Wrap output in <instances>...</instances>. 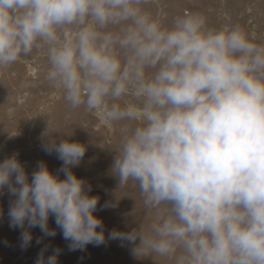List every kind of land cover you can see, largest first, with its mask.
<instances>
[{
	"label": "clouds",
	"instance_id": "clouds-1",
	"mask_svg": "<svg viewBox=\"0 0 264 264\" xmlns=\"http://www.w3.org/2000/svg\"><path fill=\"white\" fill-rule=\"evenodd\" d=\"M155 2L0 0V71L43 50L44 81L71 109L122 124L110 174L155 210L146 227L106 235L99 195L73 170L88 145L45 132L59 169L41 160L29 173L17 153L0 160L9 226L22 249L39 228L36 243L59 230L70 251L120 240L171 264H264V41L199 12L165 23ZM48 247L35 264H58L61 249Z\"/></svg>",
	"mask_w": 264,
	"mask_h": 264
},
{
	"label": "rangeland",
	"instance_id": "rangeland-1",
	"mask_svg": "<svg viewBox=\"0 0 264 264\" xmlns=\"http://www.w3.org/2000/svg\"><path fill=\"white\" fill-rule=\"evenodd\" d=\"M154 15L165 23L177 14L202 13L209 26L239 24L255 31L264 41V0H156L148 5ZM46 57L43 50H35L9 68L0 71V160L13 153L25 163L29 173L43 160L53 171L60 168L55 153L43 150L46 135L63 138L73 132L72 140L88 145L81 164L73 170L91 185V194L99 195L96 215L102 217L106 235L113 229L129 231L151 222L155 210H148L138 185L129 181L118 187L117 178L110 174L115 153L119 148L122 124L111 127L95 114L71 109L59 90L44 81ZM117 200L114 207H103L106 201ZM9 196L0 195V264H35L40 249L49 245L45 255L60 248L58 264H163L159 257H137L133 245L120 240H106L102 245L89 244L83 251H70L68 241L57 230L54 237H44L32 229L33 241L26 249L20 246V229L9 226L7 216ZM49 224L55 227L54 219ZM139 241H137L138 243ZM165 264H171V261Z\"/></svg>",
	"mask_w": 264,
	"mask_h": 264
},
{
	"label": "bare ground",
	"instance_id": "bare-ground-1",
	"mask_svg": "<svg viewBox=\"0 0 264 264\" xmlns=\"http://www.w3.org/2000/svg\"><path fill=\"white\" fill-rule=\"evenodd\" d=\"M159 261H161L163 264L170 262V261L164 260V259H162V258H158V259H156V263H158ZM135 264H136V263H135Z\"/></svg>",
	"mask_w": 264,
	"mask_h": 264
}]
</instances>
